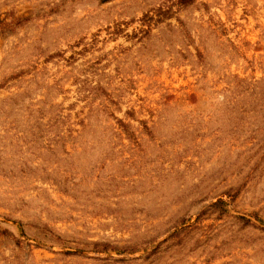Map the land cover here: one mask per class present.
I'll return each instance as SVG.
<instances>
[{
    "label": "rangeland",
    "instance_id": "rangeland-1",
    "mask_svg": "<svg viewBox=\"0 0 264 264\" xmlns=\"http://www.w3.org/2000/svg\"><path fill=\"white\" fill-rule=\"evenodd\" d=\"M0 20V264H264V0Z\"/></svg>",
    "mask_w": 264,
    "mask_h": 264
},
{
    "label": "trees",
    "instance_id": "trees-1",
    "mask_svg": "<svg viewBox=\"0 0 264 264\" xmlns=\"http://www.w3.org/2000/svg\"><path fill=\"white\" fill-rule=\"evenodd\" d=\"M101 2H106V1H108V0H100ZM0 25H1V20H0Z\"/></svg>",
    "mask_w": 264,
    "mask_h": 264
}]
</instances>
